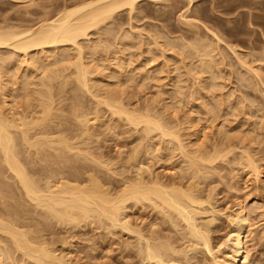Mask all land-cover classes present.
Returning <instances> with one entry per match:
<instances>
[{
	"label": "rangeland",
	"instance_id": "obj_1",
	"mask_svg": "<svg viewBox=\"0 0 264 264\" xmlns=\"http://www.w3.org/2000/svg\"><path fill=\"white\" fill-rule=\"evenodd\" d=\"M83 1L85 2L89 0H0V26H6L11 24L10 26L12 27L19 26L21 28L23 27L22 29H25L27 27L29 28L33 26V24L37 25L44 20L54 18V16H57L58 13H60L61 10L64 9V7L67 8L77 5L79 3L81 4L83 3ZM190 2L191 0L190 1L189 0H153V1L142 0L138 2L136 6H134L136 8H134L132 12L128 7L126 9L123 8L119 10L117 12L118 14L116 13L115 16H113L114 18L112 17L111 20L113 21L111 20L106 21L100 23L102 25H99L98 27L95 26L96 28H92L89 31V37H87V39H81L82 41H80V43H82L83 49L87 51V53L85 52L86 56L84 55L86 57V58L84 57L85 58L84 61L88 62L89 66L92 65L91 67L93 73L91 78L97 80L95 81V83L97 82L96 84H98L99 86L101 85L102 82L103 84L101 86L102 87L103 85L107 86V89H109L111 85L110 89L112 88L111 90H113L111 94L115 95V93L118 92L116 93L115 97H117L120 94L119 98H121L122 103H124V106L128 105L127 107L132 111L137 109L135 110L136 112L134 111L135 113L143 112L141 111L143 109L144 111L150 110L151 112L149 111V113H151V115L154 113L152 116L159 115V118L160 119L162 118V120L164 118L163 123L167 126L169 124L168 128L170 129V131L173 130V133L176 131L175 135L179 136L178 139L180 138L179 140L182 141L183 145L186 146L187 151L189 152L190 151L195 152L194 150L197 149L198 151L199 150L201 151V149L203 148L201 152L203 153L205 152L207 156V154H213L214 153L213 151L217 147H219L218 150L224 148L223 149L224 151L222 150L224 154H227L229 150L227 156H224V158L221 157V159H219L220 157L217 158V160L214 163V169L213 167L211 168V166L209 167L208 165H205L206 167L204 169L205 171L207 170L208 167L209 169H213L210 172V175L207 174L208 177L206 176V174L205 175L202 174L203 177L201 176L200 178L199 176L198 178L200 180L198 181L199 182L198 184L200 185L199 187H201V189L199 188L198 190L199 191L198 194L200 195V198L204 203L202 206L198 207V210L199 208L201 209V211L203 209L204 210L202 212L200 211L201 213L197 215L196 219L199 228L205 230L207 234L210 236L209 239H211L210 243H211L212 253H210L208 250L206 251L205 248L196 245L192 241L190 242L191 244H189V242L186 241L188 240V238H184L183 236L186 234L184 232L185 230L182 229L183 225L179 223L180 227H174V225L171 224V220L169 221L168 218H166L163 214H161L158 211V209H155L148 202L143 203L145 206L144 207L141 203L135 204L134 202L129 201L128 204L129 207H127L126 210L128 214L127 219L129 222L132 221L130 223L131 227L134 225L133 226L134 228H138V229L142 228L141 232L143 231L142 233L144 235L145 234L147 235L150 229H154V231L158 230L157 233L159 232L158 234L160 236L162 235L163 237V235H165L167 237H171V240L175 241L173 243L176 244L178 248L181 247L183 249L184 248L191 249L190 251L188 249L189 252H187L186 249V254L188 253L187 255L181 252H180L181 254H177V253L174 254L171 253L170 251L166 252L167 255L170 254V256H173L174 258L180 257L179 258L180 261L178 260V258H176L178 260L176 261L179 262V264L181 263L182 264H227L226 259L229 255L228 253L230 252L232 233L235 228V223L231 222L230 215L231 216L237 215L238 214L237 211H239L240 209L239 206L242 205L244 207V213L246 215L247 226H248L247 236L244 239L245 249L248 255V259L245 264H264V88H263L264 87V83H263L264 82V76H263L264 75V55H263L264 54V0H192V2L191 3ZM110 30L111 32H113V34H111ZM208 30L213 31L216 34L218 40L215 36H213L210 32H208ZM105 31H108V33ZM123 35H127V36L123 37ZM152 37L153 39H151ZM124 38L126 39L124 40ZM182 40L183 42H181ZM190 40L192 41V43ZM199 40L200 42H198ZM97 42L98 44L100 43L101 46L104 45V49H102L103 47L101 46L100 48ZM167 42L170 43L167 44ZM197 42L199 43L200 47L203 44L204 46L205 45L207 46L208 43L209 45L211 44L210 46L208 45L209 48L211 46L214 48L215 53L213 52L214 50L212 48L213 50L212 52L214 54L213 59L215 62V63L213 62V66H214L213 70L211 68L209 71H204V70L202 71L203 68L201 62H199V60L201 61V59L200 57L198 58V56H196V50L194 52L193 48L191 49L188 47L190 44L195 45ZM181 43L186 46L182 45ZM198 43L196 45H198ZM95 44L98 45V48L100 49L91 50V51L88 50V45L89 46L91 45L93 47ZM105 44L107 47L105 46ZM146 44L149 45V48L147 47L148 45ZM178 44H180L179 46L181 47H179ZM127 45L131 48H129ZM67 46H70L68 47L69 51L71 52L69 53L71 54L69 56L70 59L69 57L67 58L62 57V54L63 56L66 55L65 52L60 51L61 54H59L64 59L63 61L62 58L61 59L59 58L61 62L63 61L61 64L64 63V65L66 64L68 59L70 60V62H74L76 59L75 55L77 54L76 49H74L75 47L72 46L73 47L72 48L70 44H68ZM186 47L188 48L186 49ZM11 50H12L11 48L3 47L1 48L0 55L4 54L1 56L8 57V55L9 56L11 55L10 53ZM151 50H153L154 53L153 51L151 52ZM181 50L183 51V53L181 52ZM232 50L235 51L233 52ZM51 52L47 51L45 53L46 55L49 54L48 56H50V58H47L45 60V63L42 62L43 65L47 64L46 62H49L51 60L53 61L56 58V55L54 56V54ZM236 54H238V56ZM35 55L36 58L39 57L40 61L45 59L42 57V53L41 54L39 53L40 56L38 54ZM51 55L53 57H51ZM214 57H216L217 59ZM15 58L16 60L18 58L17 61L19 62H17V64L15 63L16 62ZM15 58L13 60L15 61L13 62V66L12 64L11 66L8 65L9 67L5 65L7 66L5 68L7 69L9 68V70L12 68L10 70L12 72L6 70L4 67H2L1 69V72L3 71L2 78L3 77L5 78H3L2 80L0 78V83H2L0 84V87L2 85H6V86L8 85L11 89L8 86H7L8 88L4 86L6 88L4 90L2 86L3 89L0 88V91L2 92V90H4V92L6 93V97H5L4 95L5 93L3 92L4 99L8 98L6 100L8 106L5 107L3 104L2 108L5 107L4 110L11 111V113L12 110L14 109L13 110L14 113L12 114L15 115V113L18 111L16 114L18 115L19 113L18 117H20L21 115L25 114L24 112L25 109H26V113L31 111L33 112V110H36L37 112V107H38L37 105L39 102V101L37 102V99L40 96L39 94L37 97L31 98V96H36L37 92L40 91L39 90L40 82L38 81L40 80L39 79L40 75L39 72L36 71L34 67L31 68V66H26V64L24 63L22 64L20 62L22 61L21 57L20 60L19 57H15ZM242 58L244 60H242ZM101 59L103 60V62ZM239 59L241 62L239 61ZM243 61L245 62V64L247 62V64L244 65ZM19 63L22 64L21 67H19L20 66ZM40 63L41 62L37 63V65ZM95 63L98 64V67L97 64ZM104 63L106 65H104ZM59 64L60 62L58 63V65L55 64L54 68H56L57 65L58 66L57 69L60 68L59 70H63L61 69V67L64 68V65L62 66L61 64L60 65ZM122 64H124L123 65L124 67L122 66ZM66 65L65 68H67ZM187 65L190 67H187ZM215 65H218L217 66L218 68L217 67L215 68ZM247 65L248 67H251L253 65L251 67L253 69L257 67L256 68L257 70H255V72L257 71L256 73L259 72L261 75L257 76L256 73L253 72L254 70L253 71L249 70V72H247L246 70ZM71 66L69 65L68 67L71 68ZM243 66L245 69L243 68ZM38 67H40V65H38ZM44 67H46V65ZM120 67L123 69H121ZM23 68H25V70ZM70 68L65 69L66 70L65 72L69 74L68 70ZM97 68L100 69L102 68L101 70L103 71L101 72L100 69L96 70ZM187 68H189L188 71L190 70L191 71L187 72ZM13 69H15V71ZM45 69L47 70V68ZM72 69L73 67L69 70L70 73L71 71H73ZM26 70L27 72H25ZM50 70L51 68L49 69V72ZM5 71L7 72V75H5L6 74ZM94 71H96V73ZM117 71H121L123 74ZM46 72L45 75L47 74ZM114 72H115L114 74L115 76H111V74L113 75ZM132 72L133 74H131ZM100 73H102L103 76H101ZM243 73L246 74L244 77H243ZM20 74L22 75L21 77L19 76ZM49 74L50 73H48V75ZM121 74L124 76V78ZM11 75L13 76L12 79H11ZM15 75L17 76V78L19 76L20 81L22 80L21 78L24 75L26 77L28 75V78L25 77L26 80H28L31 76L30 80L32 81L34 80V81L33 82L30 80L28 81L32 83L33 87L29 86V88L30 90H32L30 91L31 92L30 95L31 94L33 95L30 96L29 94H27V92H24V89H22L23 86L22 81L25 79L23 78V80L19 82L18 79L14 78L16 77ZM116 75L117 76L119 75V78L116 77ZM144 75L146 79L150 77L148 78L149 80L147 79L146 81L145 78H143ZM109 76L111 77L109 78ZM123 79L126 81L124 82ZM16 80H18V82ZM253 81L255 83H253ZM98 82H100V84ZM116 82H118L119 84L118 83L116 84ZM73 83L75 82L73 81ZM73 83L71 82L72 85L69 84L70 88L72 87V89H74L73 85L76 84ZM262 84L263 86H261ZM101 86L100 88H102ZM32 88L35 91L37 90V92L35 93L36 95L34 94L35 91H33ZM75 88L77 87L75 86ZM72 89L68 90V88H66L65 92L62 91L63 93H65V95L62 93L63 95L62 98L65 97L66 99V101L64 100V98L62 99L64 100L62 101V105H67V106H70V104L74 105V102L76 103L75 97H78L80 100H82L83 102L82 101L81 102L83 105H87V106L94 105L93 104L94 99H92L91 96L89 97L88 93H85L83 90H82L83 92L81 90L79 91L77 89L78 94L77 93L73 94V92L76 89L75 90ZM104 89L106 90V87H104ZM110 89L109 91H111ZM196 89L199 90L196 91ZM16 90L19 92L18 93L19 96L17 95ZM93 90H96V88L93 87ZM192 91L194 92L193 94H191ZM120 92H122V95ZM195 93L198 97L195 96ZM67 95H70V97ZM80 95H82L84 98ZM200 96L202 98H200ZM27 98L32 100L28 101L26 100ZM73 98L75 99L73 100ZM58 101L59 100H56V102ZM210 101L212 102L211 105H210ZM67 106H61L60 104L59 107L65 108ZM204 106H207V108L205 107L207 111L203 109ZM7 107L10 109H8ZM29 107L31 108L29 109ZM67 108H65V113L67 112ZM101 108H100L101 109L100 115H104L105 117L101 116L102 118L100 119V121H97L98 123L92 126V130L94 129L93 130L94 132L93 131L92 132L94 135H96V137L95 136L91 137V140L89 139L88 143L93 144L95 141L96 142L93 145L89 144L90 145L89 148L92 149L93 153L97 151L95 153L96 156L98 155L97 157L99 158L104 157V160L107 161L108 164L111 162L109 166L111 165L113 167L109 172L108 171L109 169L107 170L106 167L97 165L96 163L93 164L92 162L87 161L85 163L87 165L89 164L88 165L89 167L93 165L92 167L96 169L94 170L92 167L91 168L87 167L89 168V171L93 170L94 172H96L99 170L97 172L98 173L97 176L100 179L103 177L102 178L103 181L106 180L108 184L111 182L110 186L113 185L116 187L120 185V179L122 180V178L125 177L126 175L125 173H128L126 176L130 177L132 175L131 177H135L136 171L135 169L132 168V166L130 167L129 165L130 163H128L127 160L130 156V153H132L131 151L135 148V146H137V144L141 143L143 140V143L141 144V148L143 147L144 148L140 149L141 156L139 159L141 160L140 162L142 163L141 169L144 168L143 170L145 171V175L147 174L146 175L147 179H149L150 177L154 178L158 176V179H160V181L166 185L168 184L170 185L171 183H178V182L180 183L181 181L186 182V180L190 176L189 173H191V170H189L190 168H187L189 166L186 167L187 165L185 163L187 162L186 158H184V156L182 157L183 154L180 151H178L179 149L178 150L175 149L176 151L174 152H171L169 150L171 146L174 147L177 146L178 143L177 140L171 137V143H170L169 136L161 140V138L164 137H162L159 131L157 133L156 132L152 133L149 136V138L146 137L145 134L144 137L142 132L140 131L136 132L135 129H134L135 132L134 133L133 129H131L133 127L131 128H128L127 126L123 127L124 122L118 119V117L116 116L110 117L109 112L108 111L106 112L107 109H105L106 107L104 105ZM28 109L30 111H27ZM210 109L213 110V113ZM21 111H23L24 113ZM38 111H39V107H38ZM57 112L59 113V111ZM67 114H65L64 117ZM17 115L15 117H17ZM67 117H69V115L66 116V119H70ZM68 121L71 120H67L66 125L67 123L68 125H70L69 124L70 122ZM170 126L174 129H171ZM126 128L127 131L129 130L128 132L126 131ZM121 129H123V131ZM101 136L103 138L105 137L104 140L103 138H101ZM142 136L145 139L147 138L146 139L147 142ZM157 138L158 139L160 138V140H158ZM172 139L177 143L174 142ZM152 142L154 144V147H152L153 146ZM158 145L159 146L161 145L163 149L162 147L160 148ZM147 147L149 150L146 149ZM167 147L168 150L166 153L165 150ZM159 151L162 152L163 155H159L160 154ZM157 155L161 158L159 159ZM247 155L249 158L247 157ZM243 157L244 159L247 157L248 159L253 160L252 163L255 164V169L252 168L251 170V168L244 166L245 163L241 164L240 160L243 159ZM113 162L115 167L114 165H112ZM127 163L129 166L127 165ZM96 165L99 167L97 168ZM112 169H114V172L116 171V175L114 172H112L113 171ZM124 169H127L129 172ZM186 169L189 170L190 172L187 173V171H185ZM119 170L120 172L122 171L121 174L123 173L124 176L118 174L120 173ZM89 171L87 170L86 172L84 173L81 172V173H83V176L84 175L86 176V173H88ZM112 173H114V175ZM7 175H9V173H6V177L8 178ZM120 175L123 177H121ZM109 176H112V180L111 177ZM183 177L185 179H183ZM7 178L6 180L5 179L4 180L5 181L12 180L11 182L14 183L13 179L7 180ZM11 182H7L10 184V186L7 187L9 188L8 191H6L7 190L6 185L9 184L5 182L6 185H4L5 190L3 192L4 194L6 191V193L4 194L5 198L3 199H5V201L8 202H5L4 200L3 201L4 203L8 204V205L7 204L4 205L5 206L7 205V207H9L8 208L9 212L7 207L3 208L4 205H1L3 209L0 206V211L2 213L7 212V214L8 213L10 214L11 211L12 214L13 211L18 209L16 210L18 211L17 215L15 214L18 217L14 219L15 216L14 217L11 216L13 217L12 219L17 220L16 222L20 221L22 224L23 223L25 224V222L28 219L27 221L28 224L26 222L28 228L32 227L33 229L36 230L35 232V230L31 228V230L35 232V234H32V236L33 235L37 236L39 234L37 238H40V236L42 238V236L44 235L43 236L44 239L40 238V240L42 241L46 240L48 242L46 243L50 247L53 246L52 248L55 249L56 255L59 254L58 257L60 258L63 257V259L64 260L66 259L68 263L71 264H163L154 259L153 260L147 259L146 255L143 252L142 253L140 252L142 248H143L142 250H144V246H145L144 242L146 241L141 240L140 237L135 233H130L125 230L123 231L120 228L119 229L118 228L113 229V227L110 229H108L107 227L104 228V226L97 223H93L90 226L89 224L86 225L81 224L80 226H76V227H72L71 225L64 224L65 225L64 226L63 223L61 224L60 222L57 223V221L53 218L52 220L51 218H44L43 216H41V213L43 214V212H41L40 209L39 210L36 209L35 206L31 207L32 206L31 203L30 205L23 203L24 198H22L23 200L22 199L20 200V198H18V196L19 197L22 196L15 193L16 190H14L15 189L14 184ZM11 185L12 188H10ZM7 192L8 193L12 192L10 193L11 196L7 194ZM17 193H18V189H17ZM12 195L14 197H12ZM10 197H12L13 199H11L12 201H10L9 203ZM14 199L16 200L15 203H14ZM17 200L20 203H18ZM17 204L18 205L21 204L20 207L21 210L19 209L20 205L16 207ZM25 205H27L26 208ZM2 210H4L5 212H3ZM22 210L25 211L23 212ZM32 211H35L36 213ZM27 214H29L30 216ZM37 214L38 216L40 214V216L38 217ZM24 215L26 220L23 218ZM174 219L175 218H173V220ZM50 220L52 221L53 224L51 223ZM39 221L41 222V224ZM180 231L183 233H181ZM146 235L145 237H148V235L147 236ZM6 236L7 235L0 234V237H3L0 238L1 243H3V244L0 243L1 244L0 249L3 248V250H0V252L2 251L1 254L4 253L6 250H9L13 246L11 240H9V237L7 238ZM1 239H4L3 240L4 242ZM151 239L149 238L150 241ZM151 242L154 241L152 240ZM181 242L182 243L187 242V243H183L184 244L183 245ZM6 243L8 244L10 243V244L7 245ZM188 244L192 247H189ZM6 246L8 247L6 248ZM193 247L194 250H192ZM10 250L12 251L13 254V259L11 257L12 263L9 258H6L5 255H2V257L5 256L4 258L6 259L0 257V264H14V263L23 264L25 260H27L28 263L30 264L31 260L25 258L23 259L20 252H17L16 255V251L14 250L13 247ZM18 255H20L21 257L19 258ZM25 264H27V262Z\"/></svg>",
	"mask_w": 264,
	"mask_h": 264
},
{
	"label": "bare ground",
	"instance_id": "obj_2",
	"mask_svg": "<svg viewBox=\"0 0 264 264\" xmlns=\"http://www.w3.org/2000/svg\"><path fill=\"white\" fill-rule=\"evenodd\" d=\"M140 1H142V0H89V1H85V2L83 1V3H81V4L79 3L77 5L67 7V8L64 7V9H62L61 12L58 13L57 16H54V18L47 19L44 21L41 20L42 22H40L37 25L33 24V26H31L29 28L27 27L25 29H22L23 27L21 28L19 26L18 27L16 26L17 27L16 28V27L10 26L11 24L6 25V26H0V51H1V48H3V47H7V48L12 49L10 52L11 53L10 56L8 55V57H4V56H1L4 54L0 55V63L4 64V65L0 64V78H1V80L3 78H5V77L2 78V72H3V71L1 72L2 67L5 68L8 65L11 66V64L13 66V62H15L13 60L15 57H19V60L22 58L21 59L22 61H20L22 64L24 63V64H26V66H31V68L34 67L36 69V71L39 72V75H40L39 76L40 80H38L40 82V89H39L40 91L38 90L39 92H37V90L35 91L32 88L33 91H35L34 94L37 92V95L35 94L36 96H31L33 94L30 95V93H31L30 91H32V90H30L29 86L31 87L32 83L29 82L28 80H30L31 76L29 75L30 78L28 80L25 79V77H26L25 75L21 78L22 80H23V78L25 79V80H23L24 82L21 80L22 84H23L22 89H24V92H27V94H29L31 96V98L37 97L38 94L40 96L39 97L40 99L39 98H38L39 100L37 99V102L39 101L38 105H37L39 107V111H38V107H37V112H36V110H33V112L31 111V112L26 113V109H25V111H24L25 114L18 117L19 113H18V115L16 114L18 111L15 113V115L12 114V113H14L13 112L14 109L13 110L11 109L12 113H11V111H5L4 108L6 106H8V103L6 101L8 98L4 99V95L6 97V93L4 92V90L6 88L4 86H6V85H2L4 90H2V92L0 91V206L7 204V203H4L5 199H3V198H5L4 194L9 189L7 187L10 186V184L7 182L12 181V180L11 181H5L7 178L6 173H9V175H7L8 176L7 180L13 179L14 183L13 182H11V183L14 184L15 189L14 188L13 189L16 190V192L15 191L14 192L16 194L22 196V197L18 196V198H20V200L22 198H24V200L22 199L23 203H26L27 205L28 204L30 205V203H31L32 204L31 207L35 206L36 209H38V210L40 209L41 212H43V214L40 212L41 216H43L44 218H51V220L53 218L57 221V223L60 222V224L63 223V225L64 224L71 225L72 227L80 226L81 224H85V225L89 224V226H90L93 223H97V224L104 226V228L105 227H107L108 229H110L112 227H113V229H115V228L119 229L120 228L123 231L125 230V231L130 232V233H135L140 237L141 240L146 241V242H144V244H145L144 250H142L143 248L141 247L142 249L140 250V252L141 253L143 252L146 255L147 259H151V260L154 259V260H156L160 263H163V264H179V262H177V261L178 260L180 261V259H179L180 257L179 258L176 257V258H178V260H177L173 256H170V254L167 255L166 252L170 251L171 253H174V254L175 253H177V254H181V253L184 254L185 253L186 254L187 248L183 249L180 247L181 248V250H180V248H178V246L173 243L175 241L174 240L172 241L171 237H167L165 235H163V237H162V235L160 236L158 234L159 232L157 233L158 230L154 231V229H150V231L147 233L148 237H145L146 234L144 235L142 233L143 231L141 232L142 228H139V229L134 228L133 227L134 225L132 226L133 227L132 228L130 225V223L132 221L131 222L128 221V219H127L128 214L126 211L127 207H129L128 206L129 201H132L135 204L141 203L143 206H144L143 203H145V202L150 203L155 209H158V211L161 214H163L166 218H168L169 221L171 220V224H173L174 227H180V224L183 225L182 229L185 230L184 232L186 234L184 233L185 235H183V234L182 235L184 236V238H188V240H186V241L189 242V244H191L190 242L192 241L196 245L201 246V247L205 248L206 251L208 250L210 253H212L211 243H210L211 239H209L210 236L207 234V232L205 230L199 228V226L197 224V219H196L197 215L200 214L204 210L203 209L201 211L200 208L198 210V207L202 206L204 204L200 198V195L198 194L199 188L201 189V187H199L200 185L198 184L199 183L198 181H200L198 178H199V176L201 178L202 174H204V175L206 174V176L208 177V175H210V172L214 169V163L217 160V158H219V157H220L219 159H221V157L224 158V156H227V154L229 153V150H228L227 154H224V152H222V150L224 148L223 149L221 148V150L220 149L218 150L219 147H217L213 151L214 152L213 154H207V156H206L205 152L204 153L201 152L203 148L201 149V151L200 150L198 151V149L194 150L195 152L187 151L186 146H184L182 141L179 140L180 138L178 139L179 136L175 135L176 131L173 133V130L170 131V129L168 128L169 124L167 126L163 123L164 118L162 120V118L161 119L159 118V115H157L158 117L156 115H155L156 117L152 116L154 113L151 115V113H149L150 110L144 111V109H143V110H141L143 112H138L139 111L138 110L137 111L138 113H135L136 112L135 110H137V109H135L134 110L135 112H134L127 107L128 105L124 106V103H122L121 98H119L120 94L117 97H115L116 93H118V92H116L115 95L111 94V92L113 91V90H111L112 88L110 89L111 85L109 87V89L111 91H109V89H107V86H104V85H103V87L101 86L103 84L101 82L100 86L103 88V91H102V88H100V86L98 84H96L97 82L95 83V81H97V80L91 78L92 73H93L92 67H91L92 65L89 66L88 62L84 61L86 58L85 54L87 53V51L85 49H83L82 43H80V41H82L81 39H87V37H89V31L92 28H96L95 26L98 27L99 25H102L100 23L110 21L112 19V17L115 16V14L119 10H121L123 8L126 9L128 7V8H130V11L132 12L133 9L136 8L134 6H136V4ZM191 2H192V0H191ZM111 21H113V20H111ZM190 21H192V20H190ZM3 24H5V23H3ZM3 24H1V25H3ZM111 24H112V22H111ZM105 30H107V29H105ZM105 32L108 33V31H105ZM110 32H111V30H110ZM208 32H210L213 36H215L217 38L216 34L213 31L208 30ZM111 34H113V32H111ZM124 36H127V35H123V37ZM126 38H124V40ZM151 39H153V37ZM217 40H218V38H217ZM156 41H158V40H156ZM181 42H183V40ZM186 42H184V43H186ZM198 42H200V40ZM104 43H105V41H104ZM130 43H132V42H130ZM168 43H170V42H167V44ZM172 43H173V41H172ZM191 43H192V41H191ZM68 44H70L71 47L72 46L75 47L74 49H76L77 54L75 55L76 56L75 61L73 60L74 62H70V60H69L70 59L69 56L71 55L69 53H71V52L68 49V47H70V46H67ZM97 44H98V42H97ZM193 44H194V41H193ZM193 44L192 45L190 44L188 47L191 49L193 48L194 52L196 50V56H198V58L200 57V59H201V61L199 60V62H201V65L203 68L202 71L203 70L209 71L211 68L213 70L214 69V66H213V62H214L213 55L214 54H213V52L215 53V50L212 46L209 48V46L211 44L209 45L207 43V46L206 45L204 46V44L203 45L201 44L202 45L201 47H200L199 43H198L199 47H198V45H196V44L193 45ZM98 45H99V47L101 46L100 43ZM98 45L95 44L93 47L91 45L90 46L88 45V50H90V51L91 50H97V49H100L101 47H103L102 49H104V45L101 46L100 48H98ZM146 45H148V44H146ZM179 45L180 44H178V46ZM182 45H184V44H182ZM105 46H106V44H105ZM184 46H186V45H184ZM147 47L149 48V45ZM151 47H153V46H151ZM171 47H173V46H171ZM174 47H175V45H174ZM179 47H181V46H179ZM188 47H186V49ZM129 48H131V47H129ZM212 48L214 51L212 50ZM155 49H156V47H155ZM47 51H50V52L52 51L51 53H53L54 56L56 55V58L53 61L51 60L49 62H46L47 64L43 65V63H45V60L47 58H50V56H48L49 54L48 55L45 54ZM58 51H59V53H58ZM60 51L65 52V54H66L64 56L62 54L63 58L69 57V59H68L69 63H68V61L66 62V64H68V65L65 64L66 67L70 68L68 66L69 65L71 66V64H72L71 68L73 67V69H72L73 71H71V73H70V71H69L71 69L70 68L68 70L69 74L65 72L66 71L65 69H67V68H65L64 63L61 64L64 61V59L59 55V54H61ZM152 51L153 50H151V52ZM181 52L183 53L182 50H181ZM189 52H191V51H189ZM39 53L40 54L42 53V57L45 58L44 60L40 61L39 57L38 58L35 57L36 56L35 54L39 55ZM93 53H94V51H93ZM153 53H154V51H153ZM5 55H7V54H5ZM236 55L238 56V54H236ZM95 56H96V54H95ZM51 57H53V56L51 55ZM191 57H193V56H191ZM216 57H214V58H216ZM59 58L60 59L62 58L63 61L61 62ZM93 58H92V60H93ZM15 60H16V58H15ZM17 60H18V58H17ZM17 60L15 62L16 64H17V62H19ZM242 60H244V59L242 58ZM221 61H222V59H221ZM239 61H240V59H239ZM36 62L37 63L41 62L40 64H38V65H40V67H38ZM59 62L62 66L64 65L65 69L63 67H61V69H63V70H59L60 68L57 69V67H58L57 65ZM102 62H103V60H102ZM242 63H240V64H242ZM22 64H20L19 67H21ZM55 64H57L56 68H54ZM95 64H97V63H95ZM99 64H100V62H99ZM243 64L246 65L247 62H246V64H245V62ZM5 65H7V66H5ZM41 65H42V67H41ZM45 65H46V67H44ZM102 65H103V63H102ZM104 65H106V64L104 63ZM115 65H117V64H115ZM123 65L124 64H122V66ZM217 66L218 65H215V68ZM15 67H17V66H15ZM97 67H98V64H97ZM187 67H190V66L187 65ZM198 67H199V65H198ZM241 67H242V65H241ZM251 67H248V65H247V67H246L247 72H249V70H252V71L254 70L253 72H255V70H257L256 69L257 67L255 69H253ZM45 68H47V70ZM50 68H51V70L49 72ZM243 68H244V66H243ZM5 69L10 71L12 68L10 70H9V68L8 69L5 68ZM23 69L25 70V68H23ZM55 69H57V70H55ZM98 69H100V68H97L96 70H98ZM121 69H123V68H121ZM188 69L189 68H187V72H190L191 70L188 71ZM13 70L15 71V69H13ZM36 71H35V73H36ZM46 71H48V72H46ZM102 71L103 70H101V72ZM217 71H216V73H217ZM10 72H12V71H10ZM25 72H27V70ZM45 72L47 73L46 75H45ZM94 72L96 73V71H94ZM115 72L113 73V75L111 74V76H115L114 75ZM117 72L122 73L121 71H117ZM124 72H126V71H124ZM146 72H148V71H146ZM48 73H50V74L48 75ZM258 73H256L257 76L261 75L260 73L259 74ZM3 74H5V73H3ZM100 74H101V76H103L102 73H100ZM131 74H133V72ZM5 75H7V72ZM33 75H34V72H33ZM107 75H109V74H107ZM119 75L118 76L116 75V77L119 78ZM245 75L246 74L243 73V77ZM262 75H263V73H262ZM13 76H14V74H13ZM13 76L11 75V79L13 78ZM19 76L21 77L22 75L20 74ZM19 76H18V78H17V76L14 78L19 80L20 79ZM111 76H109V78ZM209 76H211V75H209ZM215 77H218V76H215ZM259 77H262V76H259ZM26 78H28V75ZM37 78H38V76H37ZM123 78H124V76H123ZM143 78H145V75L143 76ZM148 78H150V77H148ZM249 78H251V77H249ZM128 79H130V78H128ZM147 79L145 78L146 81H147ZM18 80H16V81L18 82ZM21 81L19 80V82H21ZM30 81H32V80H30ZM73 81L76 84L73 83ZM123 81L125 82L126 80L123 79ZM144 81H142V82H144ZM249 81H250V79H249ZM254 81H253V83H255ZM71 82L73 84H75V85H73L74 89H72V87L70 88V85H72ZM30 83H31V85H30ZM98 83L100 84V82H98ZM117 83L118 82H116V84ZM0 84H2V83H0ZM143 84H145V83H143ZM37 85H39V84H37ZM2 86L0 88H2ZM75 86L77 88H75ZM261 86H263V84ZM93 87L96 88V90H93ZM104 87H106V90H108V91H106L104 89ZM201 87H202V85H201ZM207 87H208V85H207ZM66 88H68V90L69 89H72V90L76 89L73 92V94H76L78 90L79 91L83 90L85 93H88L89 97L91 96L92 99H94L93 100L95 102V103L93 102L94 105H91V106L83 105L82 104L83 101L80 100L78 97H75L73 94L72 95L76 98V99L73 98V100L75 99L76 103L74 102V105L70 104L71 108H70V106L62 105V101H64V100L66 101L65 97H63L64 100H62L63 99L62 98V96H63L62 91L65 92ZM19 89H21V88H19ZM202 89H200V90H202ZM55 90H56V92H55ZM104 90H105V92H104ZM198 90L196 89V91H198ZM59 91H60V94H59ZM118 91H120V90H118ZM54 92L57 96L59 95L58 97L61 99V101L54 94ZM57 92H58V94H57ZM203 92H204V90H203ZM18 93L19 92L17 91V95L19 96ZM120 93L122 95V92H120ZM193 93L194 92L192 91L191 94H193ZM63 94L65 95V93H63ZM68 94H69V92H68ZM11 95H12V93H11ZM88 95H86V96H88ZM67 96L70 97V95H67ZM80 96H82V95H80ZM195 96H197L196 93H195ZM82 97H81V99H82ZM23 98H25V97H23ZM28 98H30V97H28ZM28 98L26 100H28V101L32 100V99H28ZM200 98H202V97L200 96ZM56 100H59V101L56 102ZM83 100H85V99H83ZM87 102H88V100H87ZM54 103H56V104H54ZM3 104L5 106L4 108H2ZM60 104H61V106H67L68 107V108L65 107V108H67L66 113H65V108L59 107ZM84 104H85V102H84ZM127 104H129V103H127ZM211 104H212V102L210 101V105ZM103 105L106 107L105 109H107L106 112L107 111L109 112L110 117H114V116L118 117V119H120L124 122L123 127H125V126H127L128 128L133 127V128H131V129H133V132L135 129L136 132L140 131V132H142L143 136L145 134V136L149 138V136L152 133H154V132L157 133L159 131V133L162 135V137H164V138H161V140L165 139V137H167V136L170 137V141H169L170 143H171V137H173V139L177 140L178 143L172 139L174 142L177 143V146L176 147L171 146L172 148L170 147L169 150L171 152H174V151H176L175 149H177V150L179 149L178 151H180L183 154L182 157L184 156V158H186V161H187V162H185L187 164L186 167L189 166L187 168H190L189 170H191V173H189L190 176H189V178L187 177L188 179L186 180V182L181 181L179 183L177 181L178 183H171L170 185L169 184L166 185L163 182H161L160 179H158V176L154 177V178L150 177L151 180H150V178L147 179V177H146L147 174L145 175V171L143 170L144 168L141 169L142 163L140 162L141 160L139 159L141 156L140 155V153H141L140 149L144 148V147L141 148V144L143 143V140H142V142L139 141L141 143H139V144H137V146H135V148L131 151L132 153H130V156L127 160L128 163H130L129 164L130 167L132 166V168L135 169V171H136L135 177H131L132 175L130 177L126 176L128 173H125L126 175H125V177H123L124 176L123 173L121 174L122 171L120 172V170H119L120 173H118V174L123 175V176L120 175L123 178H122V180L120 179V185L116 187L113 185L110 186L111 185L110 181H109L110 182L109 184L107 183V181L105 179L104 180L106 182L103 181L102 180L103 177L100 179L97 176L98 175L97 172L99 170L96 172H94L93 170H90L91 171L90 172L89 168H91L93 166L92 163L93 164L96 163L97 165L106 167L107 170L109 169L108 170L109 172H110L111 168L113 167L111 165L109 166V164H111V162L108 164V162L104 160L103 156H102L103 158L100 157L101 158L100 159L99 157H97L98 155L96 156V154H95L97 151L96 152L94 151L95 153H93L92 149L89 148V146L93 145L96 141L93 144L88 143L89 142L88 140L89 139L91 140V137H93V136L96 137V135L93 134L94 129L92 130V126L94 124L98 123L97 121H100V119L102 118L101 116H104V115H100V112H101L100 110L103 109V108H101ZM125 105H126V103H125ZM207 106H204L203 109H205V107L207 108ZM30 108L31 107H29V109ZM147 108H148V106H147ZM8 109H10V108H8ZM29 109L27 111H30ZM33 109H34V107H33ZM132 109H134V108H132ZM57 111H59V113ZM205 111H207V110L205 109ZM211 111L213 113V110H211ZM21 112H23V111H21ZM63 113H65V114L68 113L66 116L69 115V117H67V118H70V119H66V116L64 117L65 114H63ZM156 113H158V112H156ZM16 115H17V117H15ZM67 120H71V121H68V122H70L69 123L70 125H68V123L66 125ZM104 122H105V120H104ZM164 122H166V121H164ZM114 127H115V125H114ZM114 127H111V128H114ZM171 129H174V128L171 127ZM121 130L123 131V129H121ZM126 131H127V128H126ZM222 133H223V131H222ZM116 135H117V133H116ZM98 136H99V134H98ZM101 138H103V137L101 136ZM104 138H103V140H104ZM99 139H100V137H99ZM109 139H107V140H109ZM146 139H145V141H146ZM158 140H160V138ZM150 144H151V142H150ZM152 144H153V142H152ZM142 146H144V145H142ZM94 147H96V146H94ZM152 147H154V144ZM152 147H150V148H152ZM159 147L161 148L162 146L160 145ZM98 148H99V146H98ZM100 149H101V147H100ZM146 149H148V147ZM162 149H163V147H162ZM167 150H168V147L165 150L166 153H167ZM100 151H99V153H100ZM159 153H160L159 155H163L162 152L159 151ZM128 154H129V151H128ZM242 156H244V155H242ZM247 157H248V155H247ZM247 157L245 159L243 157V159L240 160L241 164L245 163L244 166L251 168V170H252V168L255 169V164L252 163L253 160L248 159L249 157L248 158ZM125 158H126V156H125ZM160 158L161 157H159V159ZM225 158H227V157H225ZM235 160H237V159H235ZM87 161L92 162L91 167L88 166L89 164L87 165L85 163ZM128 163H127V165H128ZM112 165H114V162ZM205 165H208L209 167L211 166V168L213 167V169H209V167L207 166L208 168L205 171L204 170L206 168ZM87 167H89V168H87ZM98 167L99 166H97V168ZM103 167H100V168H103ZM114 167H115V165H114ZM122 168H121V170H122ZM127 169H124V170L128 171ZM83 170L89 171L88 173H86V176L85 175L83 176V173L86 172ZM94 170H96V169H94ZM112 170H113L112 172H114V169H112ZM189 170L186 169L185 171H187V173H188V172H190ZM147 171H148V168H147ZM81 172H83V173H81ZM104 172H106V171H104ZM257 172H259V171H257ZM114 173L116 175V171ZM114 173H112V174L114 175ZM80 174H82V175H80ZM118 174H117V176H118ZM109 177H111V180H112V176H109ZM184 177H183V179H185ZM118 181H119V179H118ZM5 182L9 185H6ZM4 185H6L7 190L3 194V192L5 190ZM12 185L10 188H12ZM16 188L18 189V193H17ZM10 193H12V192H10ZM10 193L7 192V194H9L11 196ZM12 197H14V196L12 195ZM12 197H10L9 203H10V201H12L11 200V199H13ZM6 198H7V196H6ZM15 199H14V203L16 201ZM5 202H8V201H5ZM17 202H18V200H17ZM18 203H20V202H18ZM7 205L6 206L4 205L3 208H6ZM19 205L17 204L16 207L19 206V209H20L21 204H19ZM27 205H25V208ZM16 207H13V208H16ZM23 207H24V205H23ZM239 207H240V209H239V211H237L238 212L237 215H235V216L230 215V220L232 223H235V228H234L233 233L231 232L232 233V241H231L230 252L228 253L229 255L226 259L227 264H245L247 262V259H248L247 251L245 249V241H244L245 237L247 236V232H248V230H247L248 229L247 228L248 227L247 226V219H246V215L244 213V207L242 205H240ZM1 208H2V206H1ZM8 208L9 207H7V209ZM31 209H33V208H31ZM4 210H2V211L5 212ZM16 210H18V209H16ZM16 210L13 211L12 214H11V211H10V214L9 213L7 214V212H5L7 215L0 211V234L7 235L6 236L7 238L9 237V240H11V242L13 244V246L12 245L11 246L16 251V255H17V252H20L23 259L25 258V259L31 260L30 264H71V263H68V261H66V259L64 260L63 257L62 258L58 257L59 254L56 255L55 249L52 248L53 246L50 247L47 244L48 242L46 240H43V241L40 240L41 236H40V238H37V236L39 234L37 236L36 235L32 236V234H35L36 230L31 227L33 230H35V232H34L33 230H31L30 227L28 228V226L26 225V222L28 221V219L25 222V224L24 223L22 224L19 220L18 221L20 223L16 222L17 220H14V219H16V217H18V216H16L18 213V211H16ZM27 210H28V208H27ZM22 211L24 212L25 210H22ZM8 212H9V209H8ZM32 212L36 213L35 211H32ZM25 215L23 217L24 219H25ZM27 215H29V214H27ZM11 216H13V217L15 216L14 219H12L13 217H11ZM37 216H38V214H37ZM39 216H40V214H39ZM173 218H175L176 220L175 219L173 220ZM41 222H42V220H41ZM41 222H40V224H41ZM46 222H47V220H46ZM51 223H52V221H51ZM160 223H162V222H160ZM27 224H28V222H27ZM205 224H207V223H205ZM32 225H33V223H32ZM37 225H38V223H37ZM136 226H138V225H136ZM41 233H42V231H41ZM181 233H183V232H181ZM43 236H42V238H43ZM0 238H3V237H0ZM149 238L150 239L152 238L151 241L153 240L154 242H151L149 240ZM1 240L3 241L4 239H1ZM7 242H9V241H7ZM187 242H183V243H187ZM0 243H1V241H0ZM1 244H3V243H1ZM6 244L9 245L10 243L9 244L6 243ZM141 244H142V242H141ZM4 246H5V244H4ZM7 247L8 246H6V248ZM12 247L10 249H12ZM189 247H192V246L189 245ZM194 247L192 250H194ZM0 248H1V246H0ZM6 248H5V250H6ZM10 249L6 250L2 254H1V252H2L1 251L0 257H2V255H5L6 258H9L11 261V257L13 259V254H12V251ZM188 249H187V252H189L191 250V249H189V251H188ZM0 250H3V248ZM165 255H167V256H165ZM5 256H3L2 258L6 259V258H4ZM18 256H19V258L21 257L20 255H18ZM24 262L25 263L27 262V264H29L27 260H25ZM24 262H23V264H25ZM11 263H12V261H11Z\"/></svg>",
	"mask_w": 264,
	"mask_h": 264
}]
</instances>
